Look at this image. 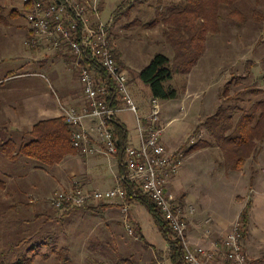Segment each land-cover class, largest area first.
Instances as JSON below:
<instances>
[{"label":"rangeland","instance_id":"1","mask_svg":"<svg viewBox=\"0 0 264 264\" xmlns=\"http://www.w3.org/2000/svg\"><path fill=\"white\" fill-rule=\"evenodd\" d=\"M159 1H167L170 4V0H142V3L137 0H99V11L104 22L111 21L117 5L121 2L126 3L124 14L115 28L116 31H119L122 27L119 35L123 51L121 52V58L123 65L127 67L126 73L130 78H133L132 82L135 83V87L130 83V91L136 104L138 105L139 103L138 98L145 99V103L149 108L148 101L152 100L153 97H149L150 94L147 95V91L150 92V87L142 81L140 73L150 65L156 54H164L173 61L175 60V51L164 36V30L170 27V23L167 24L165 22L166 14L172 13L170 14L171 16L174 14L173 12L179 11L183 7L192 6L191 0H177L179 5L183 4L182 8L180 6H164V14H161ZM21 2L22 0H20V4ZM235 7L247 16L248 24L244 27H239L238 23L229 15L231 9L225 5L221 6V19L218 20V31L204 33L205 52L194 66V69L186 75L174 73L170 83L178 90L179 96L177 99L161 100L163 113L160 120L163 125L168 124L169 120L175 117L179 119L182 117L180 108L184 100H187L190 112L197 114L198 117L202 116L203 122H206L207 116L216 114L220 107L225 109L229 106L238 105L241 108H248L253 101L264 99V94L256 95L253 92L254 89L264 90V22L259 23L253 19L255 12L261 13L264 17V0H241ZM26 21V16L23 13L20 17V22L25 23ZM27 47L30 48L29 46ZM56 54L53 53L54 56L50 60L51 67L48 68L49 70H43L38 72V74L24 76L17 80L24 83L22 97L48 92L49 94H54L56 99L57 96L62 97L64 91H68L70 84H74L75 87L82 88V90L84 89L80 81V72L68 64L67 59L63 57L61 59ZM5 66L10 65L6 62L3 64V61H0V77L6 75ZM52 72L57 74L59 80L53 78ZM14 82L15 80L11 81L8 79L5 84L6 87H3L4 90L9 92L8 89L13 88L11 86L15 84ZM61 83H65L67 86H60ZM229 83V92L224 95L226 86ZM7 95L10 97L11 93ZM239 116L238 113L235 118L238 119ZM139 117L141 120L143 119L140 108ZM123 118L130 129L132 138L138 140L137 116L133 113H126ZM148 121L147 123L143 122V124L148 125ZM177 126H179V123L171 125L170 130H174ZM201 126L202 129L205 128L204 123ZM198 131H200V126L193 135L197 139L201 138V132ZM205 137L206 139L208 138L207 135ZM191 141L190 137L188 143ZM187 146L185 144V147ZM188 150V147L184 149L185 152ZM223 153L220 150L203 153L201 160H198L199 163L193 165V167L191 164L188 163V165L186 163L187 159H189V154L187 153L185 158L186 167L181 171V175L184 170L188 172L186 176L183 175L186 178H184L182 184H189L188 190H190L189 194H191L192 200H195L197 195L199 198L198 202L193 201V205L198 210H206L207 214L205 217L210 214L208 211L213 206L214 198L217 195L221 194L222 197L236 199L234 195L242 189V186H236L238 184L235 181L236 176L231 175L229 178L225 176V174L230 172L226 171V169L229 170L226 164L230 161L227 160L225 163ZM259 153H264V147L260 149ZM211 154L212 156L216 154L218 157L213 158ZM7 162L8 166L4 165L5 169L18 168L20 164V162L13 163L10 161L14 164L12 165L9 161ZM221 162H223L224 166H221ZM190 172L193 176L197 174L196 172H199L197 174V182L193 181L196 176H188ZM2 174L3 172H0V180H6L8 184L13 181L21 185L19 183V174L14 176L13 179H10V177L4 178L1 176ZM193 182L196 185H193ZM49 185L51 186L52 182ZM248 189L245 192L243 191L242 195H247ZM30 195H33L32 197L37 200L35 194H31V192L22 193V198L20 199L22 200L25 197L26 201H31V199L27 198ZM47 196L46 199H43L44 202H47ZM15 199V195L11 197V194H7V191H0V261L8 263L16 260L18 255L24 253L27 247L34 243L46 241V236L51 234L53 243L59 248L70 246L72 255L68 264L86 263L85 253L83 252L86 250L85 246L88 242L89 244H94L93 241L99 233L95 231L92 241H90L89 235L85 236L88 230L93 228L100 219L102 220L101 216L91 215L84 218L82 214L78 213L81 209H77L72 214L66 213L65 211L67 210H59L52 215V218L48 217L46 219L39 214V203L36 207H24L20 199ZM10 203H19L21 207L17 211L16 209L10 210L7 208ZM23 213L25 214L22 215ZM35 215H40L42 218H36ZM32 216H34L33 222L30 221ZM119 220L122 221V219ZM121 221L113 224L112 231L109 230L110 232L103 233L105 236L102 237L101 249L104 257L112 254L117 261L120 257L128 258L134 256L139 264H170V249L166 247L168 242H162L165 239L152 219L151 222L147 219L145 220L148 244L130 235ZM189 234L188 240L192 242L193 240ZM161 238L163 239L161 240ZM39 250L46 254L49 253L50 257L43 259L38 256L37 264H61L51 249L43 246ZM89 252V255H92L90 248ZM96 263L93 262V264Z\"/></svg>","mask_w":264,"mask_h":264},{"label":"crops","instance_id":"2","mask_svg":"<svg viewBox=\"0 0 264 264\" xmlns=\"http://www.w3.org/2000/svg\"><path fill=\"white\" fill-rule=\"evenodd\" d=\"M137 1L142 3V0ZM177 2V0H170L169 4L167 1H159L161 14H164V6H180V8H182L183 4L179 5ZM125 4L126 3L121 2L117 5L110 22L112 23L111 38L114 52L120 65L125 69V71H127V67L123 65L124 63L121 58V52L123 51L119 35L122 27L119 31L115 30L117 24H119L118 21L121 20L122 15L124 14ZM177 12L178 10L173 13ZM23 13L24 5L23 2L20 4V0H0V61H3V64L6 62L10 65L5 66L6 75L4 77H0V172H3L1 175L2 177H10V179H13L14 176L19 174V183L21 184H16L13 181L8 184L6 180H0V191H7V194H11V197L15 195V200L22 198V193L25 194L31 192V194H35L37 200L32 197L33 195H30L29 197L27 196V198L31 199V201H26L25 195L22 200L20 199L23 202L22 205L24 207H36L39 203V214L42 215L43 218L45 217L48 219V217L52 218V215L59 211L53 207L51 202L53 195L57 191H60L61 189L70 190L77 186L81 187L84 191L110 190L122 183L121 179L125 174V169L121 165L119 157L107 156L103 154L84 155L75 152L64 155L62 160L55 164L43 163L28 155L17 154L18 150L16 144L20 146L25 141H31L32 136L30 132L36 124L41 121L63 117L61 104L65 106H82L86 102L84 91L82 88L80 89L75 87L74 84H70L68 91H64L62 97L57 96L56 99L54 98V94H49L48 92L36 93L35 95L22 97L24 83L17 80L21 77L23 78L24 76H28L27 74H38V72L43 70H49L48 68L51 67L50 60L54 56L52 52L45 49L27 47L25 40L29 36L30 26L27 21V24L26 22H20V17ZM170 14H166V18L169 17ZM56 55L59 58L63 57L67 59L68 57L64 54ZM52 76L55 80H59L55 72H52ZM128 77L132 86L135 87V83L132 82L133 78H130L129 75ZM8 79L11 81L15 80V84L11 86L13 88H10L11 90L8 89L9 92L3 88L6 87L5 84ZM60 86H67V84L61 83ZM8 93H11L10 97H8ZM18 93H20V95H18ZM149 94V97L152 98L153 95L151 88L150 92L147 91V95ZM145 101V99L138 98V105L143 117L142 120L144 123H147L150 108L146 105ZM148 103L151 106V100H149ZM181 104L180 110L182 111V117L180 119L175 117L174 119L169 120L166 125H163L161 121V125L165 128L162 136V142L173 152L180 149L184 150L188 147L189 150L185 153L186 155L187 153L189 154V159L185 161L193 167V165L199 163L198 160H201L203 153L206 154L214 150H220L222 152L223 149L221 145L215 142L214 138L207 132L206 125L205 128H201V124L206 123L205 121L203 122L202 116L198 117L197 114H192V112H190L187 100H184ZM126 113L130 112L119 113L117 119L127 128L129 143L131 145L138 146L139 139L134 140L132 138L130 129L127 127L123 118ZM210 116L213 115H208L207 119ZM175 123H179V126L175 127V129L171 131V125H174ZM199 126L200 131L198 132H201V138L199 137V139H197L193 135ZM206 135L208 137L207 139L205 137ZM187 136L189 137L186 139ZM190 137L194 143H192V141L188 143ZM6 140H10L14 144L11 146V151L13 155H15L14 158L10 157L8 152L2 147V144ZM195 143L199 144L196 148L191 150ZM185 144L188 146L185 147ZM263 147L264 143L258 144L256 153L247 160L244 168L240 171L232 170L229 167V163L226 164L229 169H226V171L230 172L225 174V176L227 178L231 175L236 176L235 181L238 183L236 186H242V189L239 193L234 195L236 199L225 198L222 197L221 194L217 195L214 198L215 201L213 206L208 211L210 214L207 217H205L207 214L206 210H198L195 208V214L189 218L188 230V233H190L189 235L193 240L191 242L192 245L211 246L212 241L222 238L231 229L234 222L241 217L246 206L250 203L249 222L246 234L244 235V244L248 252V264H264V153H259L260 149H263ZM223 156L226 163L227 160L225 159L224 153ZM212 157H218V155L213 154ZM7 161H9L10 164H12L11 162H20V164L18 168L11 167L10 169H5V166H8ZM186 163L182 169L186 167ZM221 166H224L223 162H221ZM182 169L179 172L180 174L178 173L170 179L168 189L179 198L188 210V206H194L193 201L198 202L199 198L196 195L197 200L196 198L195 200H192L191 194H189L190 190H188L189 184H182V181L186 178L183 177V175L186 176V173L188 174V172L184 170L181 175ZM196 173L198 174L199 172ZM197 174L195 175L196 179L193 180L194 182H197L198 180ZM188 176H193V174L191 175L190 172ZM50 182H52L51 186L49 185ZM194 182L193 185H196ZM247 188H249L248 194L242 195ZM46 196L48 199L47 202H44L43 199H46ZM122 205V200H113L107 202L106 204L92 203L83 208L62 209L67 210L65 212L71 214L73 211L81 209L78 213L82 214L84 218L91 215H99L102 217V220L100 219V221L97 222L93 228L88 230L85 236L87 237V235H89L91 239L90 241H92L95 231L99 233L97 238L93 241L94 244H89L88 242L85 246L86 250L83 251L86 259L85 264H93V262H97L96 264H112L116 261L112 254L104 257L101 249V243L102 237L105 236L103 233L112 231L113 224L121 221L119 219H122L121 222L125 225V216L122 212ZM129 205V219L131 223L133 226L135 225L134 227L136 228L137 233L139 235L143 234L148 240L145 230V220L147 219L151 222V219L153 220L151 214L145 206L137 201L129 202ZM20 207L21 205L19 203H10L7 208L10 210L16 209L17 211ZM24 214L25 213L22 215ZM40 215H35V217L39 218L41 217ZM209 219H211L210 223L207 222ZM30 221H34V216L30 218ZM44 224L46 223L44 222ZM49 235L51 236V234H48L45 238L46 241L51 242V246L56 245L53 243L52 236L50 237ZM162 239L163 238H161V240ZM163 241L165 240H162V242ZM44 247L50 249L47 245ZM166 247H169V244H167ZM67 248H70V246ZM89 248L92 251L91 254L94 256L96 255V257L89 255ZM170 264H172L171 261Z\"/></svg>","mask_w":264,"mask_h":264},{"label":"built area","instance_id":"3","mask_svg":"<svg viewBox=\"0 0 264 264\" xmlns=\"http://www.w3.org/2000/svg\"><path fill=\"white\" fill-rule=\"evenodd\" d=\"M30 26L25 44L52 53L64 54L68 64L80 72L86 102L82 106L61 104L63 117L72 129V145L80 154L119 157L125 168L122 183L110 190L57 191L52 199L55 209L83 208L92 203L106 204L122 200V212L128 233L140 240L129 219L130 205L125 182L135 184L157 205L175 235L184 245L186 264H248L244 227L239 217L231 229L211 246L192 245L188 240V210L168 189L171 178L185 164L186 153L171 151L162 142L161 100H151L148 125L139 117V107L130 91L125 69L117 60L112 45L111 22H104L99 0H22ZM33 75V74H27ZM137 116L139 145H120L115 126L122 125L119 113ZM89 122V123H88ZM192 143L194 141L192 140ZM211 219L207 222L210 223Z\"/></svg>","mask_w":264,"mask_h":264},{"label":"trees","instance_id":"4","mask_svg":"<svg viewBox=\"0 0 264 264\" xmlns=\"http://www.w3.org/2000/svg\"><path fill=\"white\" fill-rule=\"evenodd\" d=\"M191 1L192 6L183 7L165 20L167 24L170 23V27L164 30V36L175 51V60L173 61L164 54H156L150 65L140 73L142 81L151 88L153 97L160 100L177 99L179 96L178 90L170 83L174 73L189 74L197 64L206 48L204 33L218 31L221 6L225 5L231 9L229 15L238 23L239 27H244L249 22L247 16L235 7L241 0ZM253 19L259 23L264 22V17L259 12L253 14ZM229 87L230 83L227 84L224 95L228 94ZM253 92L256 95L264 94L263 89H254ZM238 113L240 116L236 119L235 115ZM205 125L207 132L215 142L221 145L226 160L230 161L229 167L240 171L244 168L247 160L256 153L258 144L264 143V99L253 101L248 108H241L238 105L225 109L220 107L216 114L207 119ZM115 131L119 137L120 145L122 147L128 145L127 128L124 125H116ZM30 134L31 141H25L20 146L16 144L18 155L25 154L40 162L55 164L60 162L64 155L78 152L72 145V129L64 117L41 121L33 127ZM198 144L192 146L191 150ZM13 145L10 140H6L2 144V147L12 158L15 157L11 151ZM125 187L128 192V202L137 201L145 206L163 238L168 242L171 263L186 264L183 242L166 223L157 205L135 184L126 181ZM249 216L250 203L241 215L245 234ZM140 240L148 244L143 234L140 235ZM51 244L48 241L34 243L27 247L24 253L18 255L16 260L8 263L0 261V264H37L38 256L43 259L50 257L49 253L45 254L39 250L45 245L56 254L59 263L68 264L71 261L70 248H59L57 245L51 246ZM112 264L139 263L134 256H130L128 258L120 257Z\"/></svg>","mask_w":264,"mask_h":264}]
</instances>
